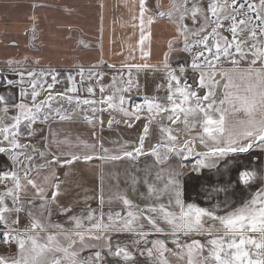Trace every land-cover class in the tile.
<instances>
[{
    "label": "snow or ice",
    "instance_id": "snow-or-ice-1",
    "mask_svg": "<svg viewBox=\"0 0 264 264\" xmlns=\"http://www.w3.org/2000/svg\"><path fill=\"white\" fill-rule=\"evenodd\" d=\"M132 20L145 61L152 25H173L161 67L101 57L73 72L33 67L42 61L27 55L3 61L0 264H264V0H138ZM174 53L187 59L174 66ZM104 67L116 73L112 85L100 83ZM145 70L164 74L156 92L165 94L136 101ZM142 120L135 139L105 146V123L132 130ZM94 160L99 186H68L72 167ZM121 161L132 166L127 187L110 172L106 194L103 166ZM193 180L207 206L186 202Z\"/></svg>",
    "mask_w": 264,
    "mask_h": 264
},
{
    "label": "crops",
    "instance_id": "crops-1",
    "mask_svg": "<svg viewBox=\"0 0 264 264\" xmlns=\"http://www.w3.org/2000/svg\"><path fill=\"white\" fill-rule=\"evenodd\" d=\"M149 2L153 3V0H149ZM163 3L167 7L169 0H163ZM36 4L44 6L33 7ZM101 4L104 6L103 8L100 7ZM137 13L138 0H0V67H4L3 61L6 59H19L25 55L41 59L42 63L38 66L33 65V67L51 66L73 72L76 71L78 65L82 64L88 68L96 64L101 57L107 64L148 63L161 67L163 54L167 51V41L174 34V27L166 20L152 25L151 57L146 61L142 60L137 45L139 29L132 26V16ZM33 16L36 17L35 40L32 39L31 32ZM101 16L103 17L102 22ZM81 40L89 46L82 45ZM130 46L134 51L130 50ZM131 56H135V59H131ZM185 59H187L185 54L174 53L172 63L175 66L176 63L183 62ZM102 70L105 72V76L100 83L112 85V77L116 73L107 67ZM163 78L162 72L152 70L140 72L141 88L139 92H132L135 95L132 98L139 101L144 95L156 94L153 85L162 83ZM148 84H150L149 88ZM145 87L148 88V91ZM103 116L107 121L109 113L105 112ZM116 118L120 119L121 117L118 114ZM144 122L143 120L138 122L136 129L129 130L121 124L114 126V130L111 131L108 130L107 123H105L103 132L105 146L115 147L110 141L117 139H135L136 131ZM70 127L74 133H83L85 136L89 131L86 125L80 123L72 124ZM151 164L150 158L141 159L138 167L144 168ZM98 165H100L98 160L88 164L78 162L64 179L68 182V186L74 187L79 184L90 191L94 190L100 184L101 169ZM131 167L126 161L103 166L106 194L107 190L115 183L108 177V174L118 172L121 177L120 187L126 188L125 170ZM63 171H67V169ZM139 175H143V173L141 172ZM205 175L207 176L208 173ZM79 190L75 189V191ZM198 190L199 185L196 181H191L190 186H186L185 190L186 202L195 201L201 206H207L203 200L196 196ZM89 203L93 207L96 206L95 201H89ZM79 207H83V205H79L78 209ZM113 207H118V205L114 204ZM54 219L63 220V217L57 216ZM169 247H172L170 243ZM83 255L87 256L88 253L85 252ZM169 259L173 264H179L174 257H169ZM141 261L142 264H150V261L145 262L144 258H141Z\"/></svg>",
    "mask_w": 264,
    "mask_h": 264
},
{
    "label": "rangeland",
    "instance_id": "rangeland-1",
    "mask_svg": "<svg viewBox=\"0 0 264 264\" xmlns=\"http://www.w3.org/2000/svg\"><path fill=\"white\" fill-rule=\"evenodd\" d=\"M164 79V78H163ZM117 86H118V84H117ZM150 87V84H148V88ZM148 88H146L145 87V89L148 91ZM153 88H154V91H155V93L156 94H158V95H160V96H163L165 93H163V91H161V92H159V93H157L156 92V86L155 85H153ZM131 96L132 97H134L135 95H133L132 93H131ZM137 97H139V96H137ZM113 115H118L117 113H113ZM118 130H120V128H117Z\"/></svg>",
    "mask_w": 264,
    "mask_h": 264
}]
</instances>
